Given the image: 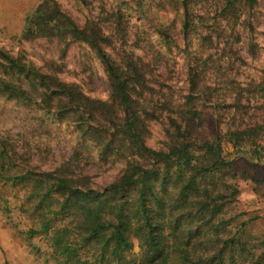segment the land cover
<instances>
[{
	"label": "trees",
	"instance_id": "trees-1",
	"mask_svg": "<svg viewBox=\"0 0 264 264\" xmlns=\"http://www.w3.org/2000/svg\"><path fill=\"white\" fill-rule=\"evenodd\" d=\"M191 1L176 2L181 12L182 51L187 59L188 76L182 83L186 90L165 89L161 95L159 90L152 92L155 102L148 94L141 57L114 59L106 51L110 37L94 20L80 27L52 0H43L26 18L21 38L70 37L86 44L96 53L108 79L107 100H92L74 84L42 72L22 55L11 56L0 49V69L25 77L36 98L7 79L0 80L1 93L45 109L56 105L57 115L73 117L83 140H93L91 146L99 160L113 154L123 162L106 186L91 188V178L77 174L72 167L88 159L84 153L90 154V149L85 142L78 144L79 151L69 161L72 164L41 171L31 160L19 158L18 148L0 139V188L11 183L25 189L19 208L30 217L26 234L30 238L45 235L57 264H264V250L256 254L255 245H250V220L244 219L247 213L239 212L236 206L240 177L253 184L264 183L258 180L264 168L260 146L264 143V66L261 82L254 88L261 99L258 108L263 109L260 122L229 127L224 132L217 128L214 141L193 136L202 113L199 108L211 105L235 116L245 106L239 92L233 102L222 106L215 101L218 86L200 80V66H206L213 54L201 56L197 62L189 51L193 24L208 22L206 12L194 17ZM201 2L207 8L214 3L220 7L224 23H217L213 38L202 37L194 53L215 42L221 81H227L229 66L236 61L245 63L237 45L242 41L237 28L251 25L259 0ZM156 33L159 44L168 51L181 49L165 27H157ZM176 97L179 100L175 101ZM146 116L161 119L169 142L166 149L146 146ZM225 144L234 149L230 158L222 154ZM247 171L255 176L248 179ZM0 208L10 213L8 199L1 194ZM135 248L138 253H133Z\"/></svg>",
	"mask_w": 264,
	"mask_h": 264
},
{
	"label": "rangeland",
	"instance_id": "rangeland-1",
	"mask_svg": "<svg viewBox=\"0 0 264 264\" xmlns=\"http://www.w3.org/2000/svg\"><path fill=\"white\" fill-rule=\"evenodd\" d=\"M52 1L80 27L88 20H94L101 31L110 37L111 42L106 44V51L114 59L141 57L144 61L143 68L147 72V85L150 88L148 94L150 93L154 102L155 96L152 92L159 90L161 95L165 89H170V92L178 88L186 90V86L182 85L188 73L187 59L182 51L185 45L180 31L181 12L176 7L179 0ZM42 2L43 0H0V49L11 56L22 55L26 62H32L44 73L56 75L58 80L64 83L74 84L92 100H107L110 92L108 79L96 53L86 44L70 37L32 40L21 38L26 18L33 14ZM203 3L201 0L190 2L194 17L206 12L208 22L207 25L205 22L206 27L197 25L196 22L193 24L189 51L197 62L201 56L213 54L206 66L199 65L200 80L203 84L218 86L219 92L215 101L219 100L217 102L223 104L222 106L233 102L232 99L237 96L236 92L241 93L240 100L245 106L235 116L218 108L212 109L210 103V107L198 109L202 113L199 115L200 121L197 122L193 136L214 141L217 138V128L224 132L229 127L257 123L263 118V109L258 108L261 99L258 93H254V88L261 82V70L264 66V0H259L255 15L249 22L251 25L237 28V32L242 34V41L237 45L245 63L236 61L229 66L226 72L230 74L231 79L228 77L227 81L223 82L215 42L206 45L210 48L200 50L199 54L194 53L202 37L211 35L213 38L217 33V23H224L220 19V7L216 8L214 3L208 8L205 5V10ZM162 26L174 37L180 50L168 51L163 44H159L156 28H164ZM1 79L19 83L36 98L25 77L11 75L0 69ZM238 86L243 89H237ZM177 93L178 96L182 94ZM173 95L176 96L175 93ZM174 100H179V97ZM55 106L45 109L41 105L17 101L0 92V139H6L11 146L18 148L19 158L31 160L41 171H52L64 164H72L69 161H73V155L79 151L78 144L85 142L90 149V154L84 153L88 159L76 168L72 166L73 170L77 174H87L91 178V188L106 186L120 170L123 162L117 161L113 154L99 160V155L94 152L95 147L91 146L93 140H83L73 117L68 113L57 115ZM160 121L161 119L151 120L147 116L143 119L145 144L154 150L166 149L169 144ZM260 146L263 147L261 150L264 153V143L260 142ZM222 154L226 158L235 154L231 144L223 146ZM252 174L254 173L247 171L245 176L252 179L255 176ZM258 175V180L264 182V168ZM239 188L236 206L239 212L247 213L244 219L250 220V245H255V253L259 254L264 250V183L253 184L240 177ZM0 189V194L8 199L10 208V213H5V210L0 208V264H57L45 235L30 238L26 234L31 227L30 217L19 208L25 198V189L11 183ZM138 252L137 248L133 251Z\"/></svg>",
	"mask_w": 264,
	"mask_h": 264
}]
</instances>
